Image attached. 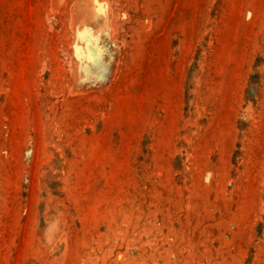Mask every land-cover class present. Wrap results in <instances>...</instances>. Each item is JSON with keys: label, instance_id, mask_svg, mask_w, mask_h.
<instances>
[{"label": "rangeland", "instance_id": "rangeland-1", "mask_svg": "<svg viewBox=\"0 0 264 264\" xmlns=\"http://www.w3.org/2000/svg\"><path fill=\"white\" fill-rule=\"evenodd\" d=\"M0 264H264V0H0Z\"/></svg>", "mask_w": 264, "mask_h": 264}, {"label": "bare ground", "instance_id": "bare-ground-1", "mask_svg": "<svg viewBox=\"0 0 264 264\" xmlns=\"http://www.w3.org/2000/svg\"><path fill=\"white\" fill-rule=\"evenodd\" d=\"M89 2H90V1H89ZM92 4H93V3H92ZM92 4H91V5H92Z\"/></svg>", "mask_w": 264, "mask_h": 264}]
</instances>
